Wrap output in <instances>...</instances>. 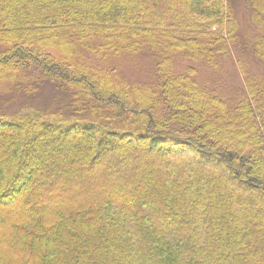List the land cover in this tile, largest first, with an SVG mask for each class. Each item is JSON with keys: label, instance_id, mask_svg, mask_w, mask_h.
<instances>
[{"label": "trees", "instance_id": "16d2710c", "mask_svg": "<svg viewBox=\"0 0 264 264\" xmlns=\"http://www.w3.org/2000/svg\"><path fill=\"white\" fill-rule=\"evenodd\" d=\"M0 264H264V0H0Z\"/></svg>", "mask_w": 264, "mask_h": 264}, {"label": "rangeland", "instance_id": "374dc122", "mask_svg": "<svg viewBox=\"0 0 264 264\" xmlns=\"http://www.w3.org/2000/svg\"><path fill=\"white\" fill-rule=\"evenodd\" d=\"M237 10L239 12L238 13L239 19L241 20L242 25H243V21L245 18V9L242 6V4H240V2H238ZM180 64L181 65H178V66H180L178 69L183 70L187 67V65L189 63L181 62ZM118 65L120 66L121 74L124 76V79L126 78L127 80H129L131 82L139 80L142 83H146L147 81H149V79H148L149 75L146 74V72H151L150 71L151 63L148 60H146L145 58H119L118 59ZM227 70H228V74L226 75L227 82L222 78L223 82H225L222 87H225L228 84L231 86L232 90H235L236 88H239V89L244 88L243 79L241 77V74H240L237 66L235 64L228 65ZM199 72L203 74L205 71L199 69ZM202 81H207V77L205 78V80H202ZM226 88L227 87H225L224 90ZM52 96H53V93H51V91L49 89H46V92L43 96V98L46 99V102ZM233 96L234 95H232V97ZM40 100H41V98H40ZM193 105L195 106V111H196L198 117L201 118V121H203L204 124L208 123V121H210L211 119L213 120V118L214 119L216 118L222 122H226V121L230 122L231 121L234 123V129L239 128L240 119H238L233 113L230 112L228 117L226 118V116L220 110H218V107H215L214 105H211L208 108H204V107L198 105L197 103H195ZM207 113H209V116L204 117V115H207ZM219 131L220 130L217 129V132H219ZM221 137H223V140H225L224 135H222Z\"/></svg>", "mask_w": 264, "mask_h": 264}]
</instances>
